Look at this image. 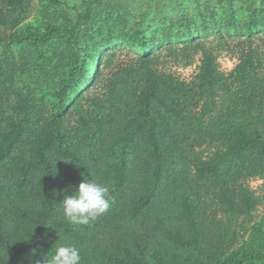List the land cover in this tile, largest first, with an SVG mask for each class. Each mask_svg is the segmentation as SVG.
Segmentation results:
<instances>
[{
	"label": "trees",
	"instance_id": "trees-1",
	"mask_svg": "<svg viewBox=\"0 0 264 264\" xmlns=\"http://www.w3.org/2000/svg\"><path fill=\"white\" fill-rule=\"evenodd\" d=\"M134 1L112 6L109 0H83L81 10L71 0H39L58 19L34 17L8 35L50 112L34 115L35 103L27 99L0 101V264H43L61 243L80 249L81 264H264V219L226 249L227 231L208 235L195 199L197 186L206 185L224 214L247 215L258 202L247 180L264 173V133L239 114H225L216 126L222 146L196 160L191 173L186 170L182 137L202 128L215 107L221 76L184 0H176L181 9L176 38L195 43L200 52L196 81L203 105L197 119L180 106L192 96L187 84L150 67L143 74L129 67L111 82L108 116L82 115L71 131L63 124L79 84L99 72L106 45L126 36L129 46L146 54L172 39L168 32L160 39L152 28L163 10L159 0H148L139 27L124 32L117 4ZM27 2L0 0V25L12 22ZM228 6L234 21L235 8ZM250 9L244 25L235 23L245 35L258 31L257 7L251 3ZM209 13L218 26L215 10ZM164 19L174 26L172 17ZM252 64L248 53L236 80L243 82ZM84 178L107 185L112 205L90 225L75 226L64 218L60 201Z\"/></svg>",
	"mask_w": 264,
	"mask_h": 264
},
{
	"label": "rangeland",
	"instance_id": "rangeland-1",
	"mask_svg": "<svg viewBox=\"0 0 264 264\" xmlns=\"http://www.w3.org/2000/svg\"><path fill=\"white\" fill-rule=\"evenodd\" d=\"M82 1L71 0V3L79 5ZM116 1L109 0L110 5L114 6ZM147 1L135 0L127 6L122 2L117 4L120 11L124 12V17L120 21L121 27L125 29L124 32L130 34L133 28L139 27L144 16L143 10L149 7ZM159 1L160 5L164 3L163 10H159V16L153 18L152 28L157 29L160 39H164L165 32H168L172 39L163 40L146 54L140 48L129 46L124 39L126 36L106 45L102 58L98 61L99 72L93 73L88 80L79 84L63 117V124L68 131L74 129L82 115L96 113L109 115L111 82L117 73L129 67L136 68L140 74L150 67L187 84L192 96L188 102L181 103L180 106L189 117L197 119L203 105V96L196 81L200 58L198 45L195 43L186 45L176 38L181 16V9L176 0ZM228 2L235 8L234 21H230L231 11ZM184 3L188 14L195 21L199 40L213 54L217 72L221 76V81L216 86L215 107L203 118L202 128L182 137L188 153L186 170L191 173L192 165L196 160L211 157L215 150L222 146V135L216 126L225 114H239L243 116L242 119L246 124L264 133V19L262 17L264 0H184ZM251 3L257 7L258 31L245 35L236 28L235 23L237 20L240 26L246 23L251 11ZM78 7L84 10L82 5ZM214 10L218 26L209 18V11ZM161 11L164 15L172 17L173 27H169ZM34 17L44 21L58 19L56 12L43 8L39 0H28L25 8L14 14L12 22L0 25V36L3 38L0 42L2 73L0 101L9 103L20 98L31 100L36 108L33 114L45 117L50 112L49 101L41 98L35 90L31 79L32 71L22 62L17 49L7 42L8 35L18 24ZM217 27L219 28L215 30ZM84 28L91 32L88 30V25ZM248 53H251L253 70L251 71L250 67L247 78L241 82L236 80V69ZM93 64L94 62L92 66ZM139 79L138 76L135 81ZM96 102L101 103L102 109H99ZM247 182L258 202L247 215L235 216L226 215L220 210L218 202L210 196L206 185L197 186L195 199L198 209L205 217L208 235H213L220 228L227 231L229 239L226 249L249 237L252 234L253 224L257 220L264 219V173L249 178Z\"/></svg>",
	"mask_w": 264,
	"mask_h": 264
},
{
	"label": "clouds",
	"instance_id": "clouds-1",
	"mask_svg": "<svg viewBox=\"0 0 264 264\" xmlns=\"http://www.w3.org/2000/svg\"><path fill=\"white\" fill-rule=\"evenodd\" d=\"M66 221L75 226H87L103 216L112 205L110 188L92 179H82L78 186L65 193L60 201ZM80 249L71 243L57 244L43 264H81Z\"/></svg>",
	"mask_w": 264,
	"mask_h": 264
}]
</instances>
